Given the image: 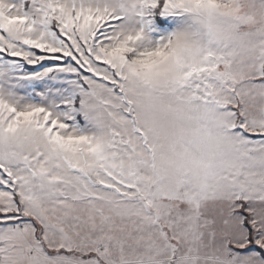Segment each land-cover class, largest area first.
I'll use <instances>...</instances> for the list:
<instances>
[{"label":"snow or ice","instance_id":"snow-or-ice-1","mask_svg":"<svg viewBox=\"0 0 264 264\" xmlns=\"http://www.w3.org/2000/svg\"><path fill=\"white\" fill-rule=\"evenodd\" d=\"M0 264H264V0H0Z\"/></svg>","mask_w":264,"mask_h":264}]
</instances>
